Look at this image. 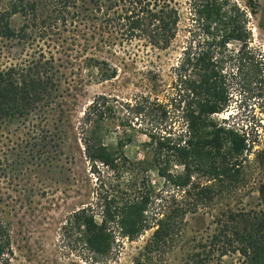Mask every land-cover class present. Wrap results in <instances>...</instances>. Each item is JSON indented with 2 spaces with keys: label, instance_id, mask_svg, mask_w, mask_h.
Wrapping results in <instances>:
<instances>
[{
  "label": "trees",
  "instance_id": "trees-1",
  "mask_svg": "<svg viewBox=\"0 0 264 264\" xmlns=\"http://www.w3.org/2000/svg\"><path fill=\"white\" fill-rule=\"evenodd\" d=\"M243 1L245 8L233 0H188L202 37L189 41L173 67L176 85L189 97L182 108L184 129L168 135L156 130L147 133L148 144L154 145L151 156L157 175L182 195L179 201L174 195L166 199L164 192L146 186L132 198L99 196L96 213L90 205L75 211L71 217L82 232L83 244L94 255L103 257L111 252L115 230L132 241L152 229L136 264L148 261L154 250L179 231L187 214L210 201L217 182L237 183L243 178L241 157L250 147L248 141L254 139L249 131L215 119L230 105L231 76L246 66L249 79L242 84L249 87L261 75L250 52L247 27V13L256 14L258 1ZM14 17L20 19L17 24ZM179 21L173 0H0V58L13 57L9 50L20 48L15 60L0 62V128L17 119L27 127L32 141H65L68 115L75 107L72 100L82 87V67L97 81L114 79L120 69L112 62L119 58L115 50L111 52L116 40H144L153 48L166 49L175 39ZM59 26L62 31L71 26L69 32H73L62 37L65 47L56 38L48 39L49 32ZM232 41L240 46L235 72L230 75L224 63L234 58L227 53ZM99 52L110 55L101 57ZM67 65L69 73L62 70ZM150 78L155 81L156 74ZM156 85L152 83L150 89L155 90ZM148 100V95L136 99L131 105L132 116L146 117L150 107L166 116L164 104L157 102L155 107ZM106 101V95H98L83 112L84 151L92 165L100 163L120 173L131 169L133 163L116 156L115 150L102 143V134L89 128L90 122H95L93 116L96 121L103 119L101 107ZM47 115L55 117L52 134L39 129ZM261 161L264 164V158ZM173 162L182 167L181 172L170 169ZM199 176L205 180L200 181ZM257 191L260 208L221 212L215 217L208 245L201 246L207 247L206 253L192 254L184 264H215L210 256L221 260L226 255H236L242 264H264V182ZM12 255L10 224L0 214V264H9Z\"/></svg>",
  "mask_w": 264,
  "mask_h": 264
},
{
  "label": "rangeland",
  "instance_id": "rangeland-1",
  "mask_svg": "<svg viewBox=\"0 0 264 264\" xmlns=\"http://www.w3.org/2000/svg\"><path fill=\"white\" fill-rule=\"evenodd\" d=\"M173 1L179 9L180 21L175 39L168 48H153L138 39L116 40L111 52L115 50L119 56L112 60L120 68L118 76L103 82L97 81L82 67V87L72 100L75 107L68 115L70 125L66 127L65 141H32L27 127L17 119L0 128V214L10 224L13 255L9 264H136L144 253L143 247L152 229L132 241L115 230L112 250L102 257L85 247L82 232L76 228L72 214L86 205L96 213L99 196L113 194L132 198L143 192L146 186L164 192L162 195L166 199L174 195L179 201L181 191L157 175L151 156L154 145L148 144L147 137V133L155 130L168 135L184 129L182 108L189 97L176 85L173 67L189 41L202 37L190 14L188 0ZM233 1L245 8L243 0ZM257 1L256 14L247 13V27L250 52L254 63L261 69V75L258 82L249 87L242 84L243 80L249 79L246 66L239 74L231 76L230 105L215 115L218 121L225 119L227 123L249 131L254 139L248 141L250 147L241 157L239 170L243 178L237 183L217 182L212 188L210 201L205 206L200 205L195 213L187 214L179 231L154 250L149 262L141 260L139 264H184L192 254L206 253L207 247L201 246L208 245L216 227L215 217L221 212L260 208L257 189L264 182L261 161L264 158V0ZM14 19L16 24L20 21L19 17ZM71 30V26L63 31L59 26L49 32L48 39L56 38L61 43L62 37L73 33L69 32ZM65 44L62 42L61 46L65 47ZM239 46L236 41L227 46V53L234 56L224 63L227 74L235 72L233 64H237L235 55ZM9 51L13 57H1L0 62L15 60L20 48ZM59 51L63 54V49L59 48ZM109 53L99 52V55L109 57ZM70 69L67 65L62 70L69 73ZM148 71L151 74L148 75ZM153 73L156 74L155 81L150 78ZM155 82L156 89L151 90L150 85ZM98 95L107 96L101 107L105 114L97 121L96 115L93 116L95 122L91 121L89 128L102 134V143L115 150L116 156H123L133 163L131 169L125 168L120 173L100 163L92 165L85 156L83 112ZM141 95H148V101L154 102L155 107L158 103L164 104L166 116L152 107L146 117L144 114L132 116L131 105ZM54 119L47 115L39 129L44 130V134L54 133ZM161 153L163 156L164 151ZM170 169L182 171L176 162ZM95 216L99 221V216ZM210 259L216 261L215 264H242L236 255H226L221 260L210 256Z\"/></svg>",
  "mask_w": 264,
  "mask_h": 264
}]
</instances>
